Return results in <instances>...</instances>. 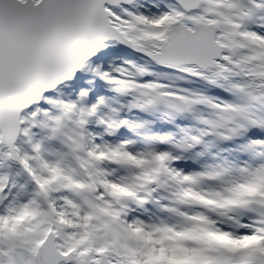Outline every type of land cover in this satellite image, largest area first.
<instances>
[{"label":"snow or ice","instance_id":"1","mask_svg":"<svg viewBox=\"0 0 264 264\" xmlns=\"http://www.w3.org/2000/svg\"><path fill=\"white\" fill-rule=\"evenodd\" d=\"M0 264H264V0H0Z\"/></svg>","mask_w":264,"mask_h":264}]
</instances>
